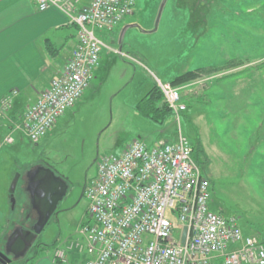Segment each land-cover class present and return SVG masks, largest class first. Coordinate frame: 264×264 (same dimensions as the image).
<instances>
[{"label": "rangeland", "instance_id": "374dc122", "mask_svg": "<svg viewBox=\"0 0 264 264\" xmlns=\"http://www.w3.org/2000/svg\"><path fill=\"white\" fill-rule=\"evenodd\" d=\"M114 28L103 31L99 67L82 96L37 143L15 127L0 131V186L11 172L9 191L18 176L14 205L8 198L10 229L26 225L28 171L49 168L67 184L34 245L12 262L35 264L79 238L88 220L84 190L97 176L98 159L118 156L136 139L148 148L174 143L179 132L201 149L195 154L210 186L209 211L264 241V0H135L133 14ZM226 62L232 67L187 85L189 108L179 122L171 116L157 126L136 112L157 80Z\"/></svg>", "mask_w": 264, "mask_h": 264}, {"label": "built area", "instance_id": "2783aa9c", "mask_svg": "<svg viewBox=\"0 0 264 264\" xmlns=\"http://www.w3.org/2000/svg\"><path fill=\"white\" fill-rule=\"evenodd\" d=\"M34 2L39 12L57 9L77 29V44L62 72L26 107L16 127L37 143L92 80L104 47L97 34L132 15L135 0ZM156 85L179 122L186 110L181 95L189 86L158 80ZM17 95L12 91L0 99V120ZM97 166V176L84 190L88 220L80 225L79 238L53 249L54 264H264V242L244 235L236 219L209 211V182L180 132L176 142L151 148L136 139L118 156L98 159ZM71 254L77 256L74 261Z\"/></svg>", "mask_w": 264, "mask_h": 264}, {"label": "crops", "instance_id": "0c3cea01", "mask_svg": "<svg viewBox=\"0 0 264 264\" xmlns=\"http://www.w3.org/2000/svg\"><path fill=\"white\" fill-rule=\"evenodd\" d=\"M100 34L103 40L104 33ZM76 44V27L57 9L39 12L34 0H0V99L9 92H18L12 108L0 120V131L7 132L18 126L26 107L60 75ZM11 178V172L5 174L4 184L0 186V242L6 240L12 230L7 191ZM33 213L28 223L30 218L35 222L36 214ZM251 236L258 238L256 234ZM70 256L74 260L77 257ZM35 264L54 263L50 255L38 259Z\"/></svg>", "mask_w": 264, "mask_h": 264}, {"label": "water", "instance_id": "95a60500", "mask_svg": "<svg viewBox=\"0 0 264 264\" xmlns=\"http://www.w3.org/2000/svg\"><path fill=\"white\" fill-rule=\"evenodd\" d=\"M18 176L11 182L9 196L14 205V190ZM25 191L28 195L31 209L36 214V220L31 229L16 226L5 240L3 250L0 249V264H11L25 256L31 248L32 242L43 230L57 205L65 197L67 191L66 181L57 176L51 169L35 167L27 172ZM186 228L183 229L181 242H184ZM9 256H12L10 258Z\"/></svg>", "mask_w": 264, "mask_h": 264}, {"label": "trees", "instance_id": "16d2710c", "mask_svg": "<svg viewBox=\"0 0 264 264\" xmlns=\"http://www.w3.org/2000/svg\"><path fill=\"white\" fill-rule=\"evenodd\" d=\"M230 62L224 63V65L221 66H216L213 68H198V69H193V70H188L182 74H179L175 76L171 81L170 84L173 87H185L189 85L190 83H193L194 81L200 79L204 75L208 76L209 74H216L221 71H226L228 67H232L229 65ZM238 65V64H237ZM183 103L186 105V110L182 112L181 116L184 115V113L187 112L189 108V104L187 101H185V96L181 95ZM136 112L138 115L153 123L154 125L157 126H162L167 119H169L172 116L171 110L168 108L167 104L164 101L163 95L161 91L159 90L158 86L155 84L149 91L148 93L138 102V104L135 107ZM190 144V143H189ZM198 144V143H195ZM191 153L194 161L196 164L199 166V161L197 159V156L195 152L201 151L199 145L196 146H191ZM33 211L31 208L27 211V218L24 223H28L30 213ZM34 222V221H33ZM33 222H30L29 224H33ZM26 263L29 262V260H25ZM11 264H14L13 262Z\"/></svg>", "mask_w": 264, "mask_h": 264}, {"label": "flooded vegetation", "instance_id": "af4514ba", "mask_svg": "<svg viewBox=\"0 0 264 264\" xmlns=\"http://www.w3.org/2000/svg\"><path fill=\"white\" fill-rule=\"evenodd\" d=\"M24 226H25V229H31V227H32L31 224H29V223H28V224L26 223V225H24ZM36 238H37V237H36ZM36 238H35V239H36ZM35 239H34V241H35ZM34 241L32 242V246L34 245ZM32 246H31V247H32ZM9 257L12 258V256H9Z\"/></svg>", "mask_w": 264, "mask_h": 264}, {"label": "snow or ice", "instance_id": "6c2138e0", "mask_svg": "<svg viewBox=\"0 0 264 264\" xmlns=\"http://www.w3.org/2000/svg\"><path fill=\"white\" fill-rule=\"evenodd\" d=\"M163 223L167 224V221H163Z\"/></svg>", "mask_w": 264, "mask_h": 264}]
</instances>
